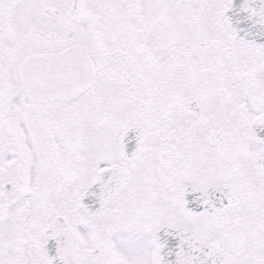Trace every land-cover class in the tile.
Returning a JSON list of instances; mask_svg holds the SVG:
<instances>
[{
	"label": "snow or ice",
	"instance_id": "snow-or-ice-1",
	"mask_svg": "<svg viewBox=\"0 0 264 264\" xmlns=\"http://www.w3.org/2000/svg\"><path fill=\"white\" fill-rule=\"evenodd\" d=\"M0 264H264V0H0Z\"/></svg>",
	"mask_w": 264,
	"mask_h": 264
}]
</instances>
